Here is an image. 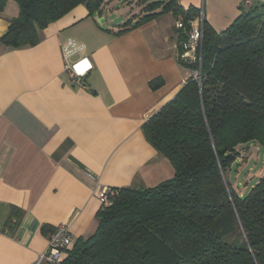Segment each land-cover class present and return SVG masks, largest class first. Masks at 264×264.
Returning <instances> with one entry per match:
<instances>
[{
	"label": "crops",
	"instance_id": "1",
	"mask_svg": "<svg viewBox=\"0 0 264 264\" xmlns=\"http://www.w3.org/2000/svg\"><path fill=\"white\" fill-rule=\"evenodd\" d=\"M115 1L94 16L84 4L76 6L47 27L37 45L13 49L0 42V264H35L61 224L75 241L90 236L106 189L167 179V159L142 125L193 75L178 60V18L168 11L118 34L121 25L96 17L108 11L125 21L134 16V24L146 4L117 8ZM241 2L180 5L203 7L221 32L240 14ZM18 13L8 0L0 38ZM81 60L92 67L78 80L72 66ZM157 77L164 84L152 89Z\"/></svg>",
	"mask_w": 264,
	"mask_h": 264
},
{
	"label": "trees",
	"instance_id": "2",
	"mask_svg": "<svg viewBox=\"0 0 264 264\" xmlns=\"http://www.w3.org/2000/svg\"><path fill=\"white\" fill-rule=\"evenodd\" d=\"M7 1L0 0V11ZM14 1L19 13L0 42L18 49L37 45L76 6L101 15L109 0ZM141 2L144 14L117 24L118 34L168 11L184 20L199 11L178 0ZM240 9L221 32L204 17L200 67L183 59L179 46V63L193 75L142 125L173 176L149 187L110 188L96 230L78 238L62 264H264V175L246 193L228 176L241 148L256 143L264 151V1ZM149 84L157 89L164 81Z\"/></svg>",
	"mask_w": 264,
	"mask_h": 264
},
{
	"label": "built area",
	"instance_id": "3",
	"mask_svg": "<svg viewBox=\"0 0 264 264\" xmlns=\"http://www.w3.org/2000/svg\"><path fill=\"white\" fill-rule=\"evenodd\" d=\"M182 0H178L180 3ZM255 0H242L244 7H249ZM198 13L187 20L178 18L176 21V28L180 32V44L182 47V58L189 63L201 65V48L203 40V20L205 17L203 7L198 8ZM92 67L91 64L81 60L72 66L74 74L78 80L82 74L87 72ZM195 78L200 79V68L194 73ZM110 189H106L101 193L102 202H107V194ZM75 240L71 234L69 225L61 224L57 226L50 235L48 245L44 253L39 257L35 264H62L68 255V251L72 249Z\"/></svg>",
	"mask_w": 264,
	"mask_h": 264
},
{
	"label": "rangeland",
	"instance_id": "4",
	"mask_svg": "<svg viewBox=\"0 0 264 264\" xmlns=\"http://www.w3.org/2000/svg\"><path fill=\"white\" fill-rule=\"evenodd\" d=\"M125 1L127 3H124ZM131 4L138 7L142 6L141 0H116L114 6L122 8ZM131 9L134 8L132 7ZM105 13L102 23L107 24L109 21L110 25H117L125 21V17H123L118 23L112 24L113 18L110 13L108 11H105ZM240 151L241 155L238 158V163L233 165V168L228 172V176L238 192L246 193L249 189L248 187L260 176L264 175V151L256 143L251 144L248 150L241 148ZM173 173L172 165L167 160V178L172 177Z\"/></svg>",
	"mask_w": 264,
	"mask_h": 264
},
{
	"label": "water",
	"instance_id": "5",
	"mask_svg": "<svg viewBox=\"0 0 264 264\" xmlns=\"http://www.w3.org/2000/svg\"><path fill=\"white\" fill-rule=\"evenodd\" d=\"M111 17L113 18L112 24H116V23H118L122 19V14H119L118 15L116 13H112L111 14ZM96 18H97L98 23L102 24L103 18L102 17H99V16H97Z\"/></svg>",
	"mask_w": 264,
	"mask_h": 264
}]
</instances>
